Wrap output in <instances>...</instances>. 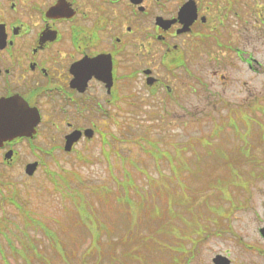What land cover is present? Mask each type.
Instances as JSON below:
<instances>
[{
    "label": "flooded vegetation",
    "instance_id": "flooded-vegetation-1",
    "mask_svg": "<svg viewBox=\"0 0 264 264\" xmlns=\"http://www.w3.org/2000/svg\"><path fill=\"white\" fill-rule=\"evenodd\" d=\"M187 90L214 108L228 92L241 129L239 111L264 108V0H0L1 172L39 141L60 148L78 133L74 147L94 136L103 145V126L180 122L199 112ZM36 112L32 138L9 139L5 126H29Z\"/></svg>",
    "mask_w": 264,
    "mask_h": 264
},
{
    "label": "rangeland",
    "instance_id": "rangeland-1",
    "mask_svg": "<svg viewBox=\"0 0 264 264\" xmlns=\"http://www.w3.org/2000/svg\"><path fill=\"white\" fill-rule=\"evenodd\" d=\"M207 92L221 93L219 87ZM186 94V105H196L199 112L179 118L180 122L168 116L165 126L157 120L144 121L151 122L149 126H103L107 134L119 138L114 146H102L98 137L75 146L70 155L42 141L23 146V161L35 157L42 165L31 178L20 166L5 170L6 198L27 210L42 228L26 226L30 218L15 205H7L6 199L0 200V217L8 219L6 236L0 235V264H212L218 254L228 255L232 264H264L248 249L264 248L257 232L264 217V142L260 141L264 109L243 116L239 111L240 120L251 117L247 127L253 130L248 139L251 152L245 148L246 154H238L236 147L243 137L237 134H245L247 127L231 129L237 121L229 122L238 115L224 105L228 92L213 95L215 108L207 106L205 91ZM259 104L262 107L264 98ZM44 135L48 140L57 134L42 128ZM140 136L168 157L155 164L140 148L145 143L137 141ZM117 150L118 161L113 155ZM176 151L182 153L181 161L175 159ZM221 151L238 165L235 175L220 159ZM250 154L255 162L246 160ZM156 167L164 176L163 186ZM127 176L131 185L117 186ZM147 177L155 181L151 188ZM222 186L226 188L220 190ZM123 192L127 195L120 197ZM183 197L188 200L182 205L171 204L174 199L181 203ZM172 209L183 221L170 219ZM175 246L183 252L174 253Z\"/></svg>",
    "mask_w": 264,
    "mask_h": 264
},
{
    "label": "water",
    "instance_id": "water-1",
    "mask_svg": "<svg viewBox=\"0 0 264 264\" xmlns=\"http://www.w3.org/2000/svg\"><path fill=\"white\" fill-rule=\"evenodd\" d=\"M19 127H21V131H23V130H25V129L31 130V129L33 128V126H19ZM74 139H75V138H73L72 140H70V138H68V143H72V142L74 141ZM65 149H66V150H69V147L66 146ZM34 167H35L34 165L28 167V169H27V173H28V174H31V173L33 172V170H34ZM262 233H263V235H264V230L262 231ZM224 264H228V263H224Z\"/></svg>",
    "mask_w": 264,
    "mask_h": 264
},
{
    "label": "trees",
    "instance_id": "trees-1",
    "mask_svg": "<svg viewBox=\"0 0 264 264\" xmlns=\"http://www.w3.org/2000/svg\"><path fill=\"white\" fill-rule=\"evenodd\" d=\"M162 178V177H161ZM163 179H161V186H163L164 184H163ZM129 185H131V179L130 178H127L126 180H124L123 181V183L121 184V186L122 187H125V186H129ZM150 186H152V185H154V180L153 179H150V184H149ZM134 188H137L136 186H133ZM119 194H121V193H119ZM118 194V195H119ZM173 202H176V200H174Z\"/></svg>",
    "mask_w": 264,
    "mask_h": 264
}]
</instances>
